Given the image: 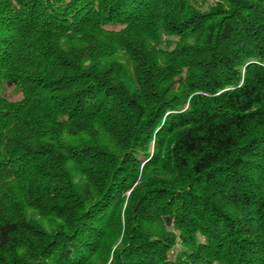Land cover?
<instances>
[{
    "label": "trees",
    "instance_id": "16d2710c",
    "mask_svg": "<svg viewBox=\"0 0 264 264\" xmlns=\"http://www.w3.org/2000/svg\"><path fill=\"white\" fill-rule=\"evenodd\" d=\"M206 2L0 0V264H264V0Z\"/></svg>",
    "mask_w": 264,
    "mask_h": 264
},
{
    "label": "rangeland",
    "instance_id": "374dc122",
    "mask_svg": "<svg viewBox=\"0 0 264 264\" xmlns=\"http://www.w3.org/2000/svg\"><path fill=\"white\" fill-rule=\"evenodd\" d=\"M212 2H216V0H207L206 3L212 4ZM199 6H200V4H199ZM202 9L207 10L208 6L205 5ZM11 93L12 92H10V94ZM100 133L106 135V133L104 131H101V130H99L97 132V135H99ZM103 139H106L107 141H110L111 143H113L110 139H107V138H103ZM111 151H114V150H111ZM65 171H66V173H68L67 174V182L70 184V189L73 190L74 192H80V193L82 190V192L84 193V184L81 181L85 180V178H82L79 175V173L76 170H74L72 167L65 169ZM52 173L55 174L56 172L52 170ZM71 184L74 185L75 188ZM126 207H127V203L124 204V206L122 208V213L124 212ZM28 212H29L28 215L32 219L37 220L41 226V235H40L41 238H37L38 241H36V243L39 244V246L43 245V243H46L48 241V239H50V236L52 235V233L57 231L58 228L61 227V225L64 223V218H62V217L58 218L57 216L55 217V216L48 215L47 217L42 218L39 216L40 215L39 212H37L34 209H30ZM120 240H121V238L119 239L118 243L115 244L114 247H116L119 244ZM114 241H116V239L114 240V236H113L111 243H114ZM34 247H36V245H33L30 249L32 250ZM180 250H181L180 247H176L174 249V255L176 253H178ZM23 251L28 252L26 247H24ZM19 255H22V254H19ZM33 256H35V255L24 254L23 260L26 262V259H30V257H31V259H30V261H31ZM26 257H28V258H26ZM110 260L111 259H108L107 256H104V255L101 256L100 255L99 259L98 258L94 259L91 264H109ZM27 264H29V262H27Z\"/></svg>",
    "mask_w": 264,
    "mask_h": 264
}]
</instances>
